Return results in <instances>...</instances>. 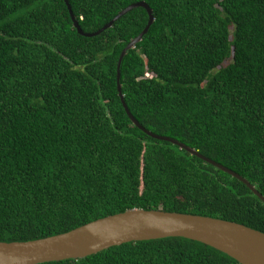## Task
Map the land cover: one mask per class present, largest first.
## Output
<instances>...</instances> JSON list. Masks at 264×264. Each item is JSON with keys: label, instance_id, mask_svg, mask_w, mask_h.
Here are the masks:
<instances>
[{"label": "trees", "instance_id": "trees-1", "mask_svg": "<svg viewBox=\"0 0 264 264\" xmlns=\"http://www.w3.org/2000/svg\"><path fill=\"white\" fill-rule=\"evenodd\" d=\"M137 1L154 21L120 64L129 112L264 196V0L68 3L92 33ZM147 21L135 7L86 37L63 0H0V241L63 233L131 208L264 232V203L244 183L128 118L117 61ZM38 264L240 263L202 242L164 237Z\"/></svg>", "mask_w": 264, "mask_h": 264}, {"label": "water", "instance_id": "water-1", "mask_svg": "<svg viewBox=\"0 0 264 264\" xmlns=\"http://www.w3.org/2000/svg\"><path fill=\"white\" fill-rule=\"evenodd\" d=\"M63 1L67 6L72 25L79 34L86 37L98 35L110 28L118 18L132 8L143 7L146 10L148 21L145 27L123 47L117 61V93L128 118L148 136L171 142L190 155L197 156L237 178L264 203V196L244 177L174 138L153 133L143 127L129 112L121 92L120 64L125 53L142 39L153 23L154 16L151 8L144 1L131 3L100 29L86 33L78 25L68 0ZM164 237H185L202 242L226 253L240 264H264V232L210 216L141 208L126 209L123 212L92 220L69 231L39 239L0 241V264H38L64 259H80L122 243Z\"/></svg>", "mask_w": 264, "mask_h": 264}, {"label": "built area", "instance_id": "built-area-1", "mask_svg": "<svg viewBox=\"0 0 264 264\" xmlns=\"http://www.w3.org/2000/svg\"><path fill=\"white\" fill-rule=\"evenodd\" d=\"M146 76H149L148 74H146Z\"/></svg>", "mask_w": 264, "mask_h": 264}, {"label": "rangeland", "instance_id": "rangeland-1", "mask_svg": "<svg viewBox=\"0 0 264 264\" xmlns=\"http://www.w3.org/2000/svg\"><path fill=\"white\" fill-rule=\"evenodd\" d=\"M228 62V61H227Z\"/></svg>", "mask_w": 264, "mask_h": 264}]
</instances>
